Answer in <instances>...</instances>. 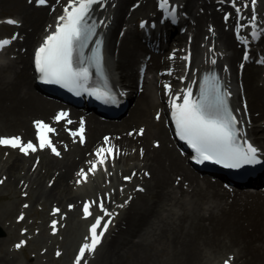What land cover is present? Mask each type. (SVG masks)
I'll list each match as a JSON object with an SVG mask.
<instances>
[{
	"label": "bare ground",
	"instance_id": "bare-ground-1",
	"mask_svg": "<svg viewBox=\"0 0 264 264\" xmlns=\"http://www.w3.org/2000/svg\"><path fill=\"white\" fill-rule=\"evenodd\" d=\"M135 1L104 0L103 6L96 5L93 7L103 22V29L107 30L109 34L114 29L115 42L118 37V34H115V28L121 27L120 30H122L129 26L131 18L140 16V14H145V18L150 13L156 12L155 5L158 0H145L128 17V12ZM193 1L191 0V5L188 6L195 17L191 14L188 22L193 18L195 20L193 24H184V27L188 25L189 33L186 32L180 37L181 39L182 37L185 38L184 43L186 44L180 53L182 73L177 90L182 93L184 89L192 86L195 71L215 60L230 79V84L237 98V105L242 113L246 139L257 145L260 151L262 148L264 150V138H262L264 134L255 139L253 135L257 134V129L249 128L247 126L249 120L247 121L244 116L248 109L252 123L264 119L262 100L264 84L259 83L264 78L259 73L260 67L250 65L246 69L242 84V80L238 76V67L245 62L242 58L245 50L242 53L237 41L238 34H234L232 30L228 29V25L238 26L244 20L234 17L233 14L231 16V5L225 1L216 3L200 0L199 4L197 3L199 5L197 13L195 11L197 5ZM0 2L13 5L18 14L23 17L24 24L17 26L20 31L26 32V28L32 27L31 31L26 32L29 43L35 42L40 38V33L49 27L50 29L48 28L49 30L44 32V38H46L58 22V17L64 14L57 13L60 10L59 4H54L55 11L51 12L48 10V6L35 5L28 0H0ZM68 3L69 0H67L64 8ZM226 14L229 16L227 21H225ZM109 28L112 29L109 31ZM128 28L120 53H123L125 59H128L131 64L137 61L138 55L144 51V47L138 41V31L130 30V28L135 29V27L129 26ZM190 34L192 43L186 42V38L188 39ZM129 40L135 42V47L126 53ZM112 44L113 42H108L109 47ZM113 48H116L115 43ZM183 52L191 55L190 61L184 60ZM109 54L116 84L123 93L129 95L130 92L125 90L123 86L127 87V84L132 87V84L136 83V78H133V74L125 73L127 69L124 68L120 60L115 61L114 52ZM19 57H22L23 67L21 70L13 69L9 73L0 75V123L7 128H21L20 135H26L28 140L33 134V115H38L42 119L55 120L54 117L64 110L37 94L34 90L33 84L35 85V82L31 74L32 61L30 64V61L22 54ZM8 67L11 66L5 68ZM158 67H161L160 62L156 64L155 59L149 70L152 72L154 68ZM160 81L158 80V83ZM153 83L156 86L155 80L151 82L145 78L144 86L137 94V106L132 116L124 123L109 125L96 120L97 118H86L85 121L88 125L85 126L87 132L84 135V143L80 142L79 137L77 140L76 138L72 139L71 135L65 132L63 134L61 127H58L54 141L57 149L66 143L71 152H65L62 159L55 158V155H50L45 159L47 174L53 173L54 183L52 186L45 184L44 179L47 174L43 173V168L39 169L32 164L30 167L27 166L26 157L21 153L8 160V163L2 167L0 162V179L5 177L2 173L7 174V180L11 182V185L16 188L20 187V189L27 183L35 200L38 201L47 203L49 200L57 199L61 200L60 203L68 200V203L78 204L77 201L83 194L94 198L95 206H99V202L103 200L100 197H103V203L106 204V207H112V204L120 200L122 190L114 188L113 183L111 184L108 179H105V175L98 176L92 183L83 184L82 187L75 189L71 188L68 181L74 173V166L84 161V151L100 144V139H104L106 135H109L111 144L117 148L120 135L125 140L129 139L128 160L133 156L130 147L136 148V156H140L141 150H143V157L140 156L143 162L137 163L133 167L137 170L136 180L145 183L147 192L151 187L149 185L150 180L154 181L155 187L151 188L147 194L133 191L137 193L135 203L122 208L117 229L110 234L111 237L105 244V250L99 259L92 264H200L209 261L210 255L214 254L212 258H217L220 254L224 255L228 248L234 249L231 250L233 251V258L230 259L231 264H264V193H231L228 188L213 183L206 177L201 179L198 178L199 176H195L190 171L186 159L174 151L172 140L165 128L166 125L162 120H156L153 117V109L159 113L162 112ZM246 102L247 107H245ZM67 113V118L72 121L71 125H79L80 119L83 117ZM141 128L144 129L143 135L138 134ZM248 129H251L252 132ZM124 144L127 146V141H124ZM259 144L260 146H258ZM76 155H80L79 161L76 159ZM141 171H148L149 176ZM109 178L112 179V177ZM73 179L74 176H72L70 184H73ZM186 181H189L188 186L192 187L191 191L185 190ZM180 182H182L181 187H178ZM15 191L17 192V189ZM151 198L154 199V207L158 208L159 214L165 217V221L162 220L156 226V238L154 240H142V238L133 240L126 252L127 254L125 253V255L113 260V253L124 242L123 238L126 237V234L135 235L137 231L149 225L143 216L138 218L137 214H143V205H147ZM137 200L138 204L136 205ZM16 207V201L6 206H0V213L2 212L0 222L2 223L1 220L4 215H10ZM97 210L100 211L99 208ZM157 218L159 222L160 216L157 215ZM178 218L186 222L187 225L181 227L174 225L173 223L181 224V221H176ZM66 220L69 229L72 231L67 235L70 241L75 242L78 239L86 238L88 233L87 219L79 215L77 208L69 211V218ZM90 223H93V219H90ZM159 239L172 242L170 243L171 250L166 251L160 248L156 243ZM207 249L209 250L205 254ZM76 256L77 254L73 252H67V258L75 259ZM217 262L219 261L215 263Z\"/></svg>",
	"mask_w": 264,
	"mask_h": 264
},
{
	"label": "snow or ice",
	"instance_id": "snow-or-ice-1",
	"mask_svg": "<svg viewBox=\"0 0 264 264\" xmlns=\"http://www.w3.org/2000/svg\"><path fill=\"white\" fill-rule=\"evenodd\" d=\"M104 0H69L68 5L64 8V14L58 17V22L55 25V30L49 34L35 53V68L39 73V79L48 84H59L76 95L81 92H87L95 96L97 99L105 103L116 102L114 93L101 88H90L88 86L92 73L90 67H95L98 72L104 74L103 56L101 54L102 40L95 41V48L90 57H85L84 49L88 47L93 36L96 35L97 25L90 22V15L93 6H103ZM37 3L43 5L46 0H37ZM233 7L236 8L238 14L241 13V7L236 6V0H232ZM257 0H251V3L245 2L242 7H251L252 15L249 20L251 25V37L259 39L264 36V28H259L257 25L258 16L256 14ZM160 7L173 20L176 17V6H170V0H161ZM229 16L225 15V21ZM9 24H17L15 19H9ZM100 23H103L102 21ZM144 27V24L141 25ZM248 27L246 24H238L236 32L239 36L241 29ZM11 39H0V50L11 44ZM242 42L247 45V37H240ZM170 58H174L170 57ZM189 56H185L184 60L188 61ZM243 59H249L247 51L244 53ZM264 63V60L259 61ZM212 64L216 61L212 60ZM243 67V64H241ZM171 74V69H169ZM165 89L171 91V85L166 84ZM231 93L226 89L222 90L220 78L215 74L206 75L203 77V82L200 84L199 95L194 96L191 86L183 90L182 93H177L171 102L172 118L175 121L177 135L181 140L194 150L195 155L192 159L197 163L204 161H213L216 164H222L226 168H241L244 165H254L260 163V150L253 143L243 137V128L239 125L242 121L237 118L233 110L229 106L228 98ZM182 101V102H178ZM68 117V113L61 111L55 117V121L60 122ZM159 119V115H157ZM71 124L70 119L67 120ZM36 128L37 143L31 140L25 142L20 136L0 137V146H9L18 148L21 152L27 155L30 151L35 152L37 149L50 148L51 151L59 156L60 152L53 143L50 134L55 133L56 129L49 123L43 120L34 121ZM84 121L81 120L79 129L70 131L74 137H79L81 143H84L85 137ZM139 135L144 134V129H140ZM132 135V133H129ZM119 154V150L110 143L109 137H104V145L96 151V161H90L91 168L89 172L94 173L99 166L105 165L109 157H114ZM143 154V150H141ZM81 175L84 180L87 179V173L81 170ZM135 175V173H133ZM147 175V173H146ZM130 176H126L125 180H130ZM3 183V181H0ZM79 183V181H78ZM143 191V189H139ZM91 203L85 202L83 212L85 217L91 215ZM27 207V205H25ZM71 208L72 205H69ZM99 207L105 212V216H111L104 209L103 200L99 202ZM59 208L53 209V214H58ZM23 214L18 217L22 220ZM103 217H96L95 222L91 224L89 233L86 237V242L79 248L75 258V264H87L85 260L86 252L93 253L100 245L102 238L111 224V219L103 222ZM58 221H52L53 233L57 231ZM102 225V227H101ZM98 229L99 232H98ZM26 241H20L16 244V248H20ZM58 256L59 252L56 253ZM224 264H230V259Z\"/></svg>",
	"mask_w": 264,
	"mask_h": 264
},
{
	"label": "rangeland",
	"instance_id": "rangeland-1",
	"mask_svg": "<svg viewBox=\"0 0 264 264\" xmlns=\"http://www.w3.org/2000/svg\"><path fill=\"white\" fill-rule=\"evenodd\" d=\"M28 1L32 4L37 3V0H28ZM48 1L50 3L53 2V0H48ZM137 1L139 0H136V2ZM175 1H177L180 5H182L183 9L185 8L184 10L186 9L188 10L189 8L188 5L190 4L191 0H189L188 3H187V0H175ZM226 1L229 3L232 2V0H226ZM208 2H216V0H212V1L208 0ZM236 2H243V0H236ZM51 4L49 6H51ZM157 5H158V2L155 5L156 12H157ZM198 7L199 5H197V8L195 10L196 13L199 10ZM52 9L48 8L49 11L53 12ZM256 9L258 11L257 15L259 14L260 17H264V0H259L258 7ZM135 10L136 9L132 10L131 12H128V17H130L132 15V12ZM144 15L145 14H140V16L131 18V22L129 23V26H133L135 27V29L130 28V30L132 31L137 30L136 26L138 24V20H140V18H144ZM150 15H152V13H150ZM8 16L17 17L21 25H23L25 22L23 17H21L18 14L17 9L13 5L3 4L0 2V18H6ZM230 26L231 24L228 25V29L231 30ZM128 27H125L124 32L120 35H119V31L121 27L115 28V34H118L116 42L113 36L114 29L111 28L112 31L110 32V34L108 33V37H109L108 42H113V44L110 47L108 46V49L111 50V52H113L114 43L116 44V48L114 50L115 51V56H114L115 61L120 60V62L124 65V68L127 69L125 73L128 72L129 74H133V78H136L138 80V73H137L136 66H135L136 61L130 64V61L128 59H125V57L123 56V53H120V49L124 41V36L126 35L129 29ZM48 28L49 27H47L44 31L40 33V38H38L35 42H30V43L27 41L26 32L31 31L32 27L26 28V32L20 31V40H18L17 44L14 45L11 49H9L5 53L6 60L3 64L0 65V75L9 73L13 69L21 70V68L23 67V64L21 62L22 57H19L20 54L26 57L30 61V64H31L32 48L36 43L39 42L42 35ZM13 30H14L13 27L4 26L2 29H0V36L12 34ZM184 42H185V38L182 39V44H184ZM186 42H187V38H186ZM262 46L264 47V41L261 43L260 47ZM134 47H135V42L129 40V47L126 53H128L131 50V48H134ZM180 49L181 51L183 50L182 48ZM9 65L11 66L10 68L9 67L5 68L6 66H9ZM116 66H118V63H116ZM166 68H168L167 64H165L161 69L160 68L156 69L157 72L154 74L152 72H155V71H152L151 74L155 76L157 75L158 71L166 69ZM259 73H262V68L259 69ZM31 74H32V70H31ZM259 83L261 85L264 84V79L259 81ZM33 86H34V90L36 91L34 84ZM132 86H133L132 88H136L138 84L135 83V84H132ZM153 86H155L154 83H153ZM160 93H161V89L157 81V85L155 88V94L161 97ZM262 100L264 103V96ZM160 101L163 102L162 98ZM162 107L164 108V103ZM152 113H153V117L157 119L158 114L156 113V110L153 109ZM162 114H161V118L164 121ZM36 117H38V115L37 116L33 115L32 116L33 120ZM33 120H32V124H34ZM251 125H252L251 127L257 129L258 136L264 134V120H261L260 122H257V123L255 122L254 124H251ZM60 127L63 130V134L65 132L71 135L70 132H68V130L71 128L70 125L61 124ZM73 130L75 131L76 127H74ZM34 132L35 130H33V140L35 138ZM12 134H21V128H16V129L7 128L5 125H2L0 123V137H7ZM23 136L25 139H27L26 135H23ZM71 138L72 139L76 138L78 140V137H72V135H71ZM124 141H127V146H125ZM25 142L27 141L25 140ZM128 145H129L128 138L127 140H125L123 137L120 138L118 141V146H117V149L119 150V154L117 155V157L115 158L109 157L106 164L102 165V167L98 169V171L92 174L88 171L91 168L90 161H92L93 154L96 153L97 151L96 148L98 149L100 145L98 146L95 145L96 147H92L84 151V157H83L85 158L84 161L81 164L75 165L73 168V172H74L72 175L74 176L73 184H70V180L72 179V176L70 177L68 181L71 188L75 189V188L82 187V185L85 183H89V182L92 183V181L96 177L105 175V179H108L109 183L111 184L113 183L112 186L114 188H119L122 190V195H121L120 200L112 204L113 205L112 207H114L115 210L118 209L116 210L118 214H119V210L121 211L124 206H128L130 204L135 203L134 201L136 199L133 200L131 198L133 197L132 189L133 187H135L136 182H134V180L125 182L123 179L124 178L123 174L125 175L131 174L132 173L131 170L135 166V164L142 162V160H141V157L136 156V152L134 155L135 157H132L128 160V153H127ZM61 149H62L61 154L59 156H54L55 158L62 159L64 158L63 156H65L64 155L65 152L67 153L71 152L69 145L66 143L62 145ZM134 149L135 148L130 147V152L133 153ZM174 151L179 155L177 150L174 149ZM18 153H19L18 150L5 149V148L0 147L1 167L4 164H7L8 160L15 158L18 155ZM50 155L53 156L49 151L30 152V154L26 155L25 161H26L27 166L29 165V167L31 166V164L33 166L39 165L38 168L39 169L43 168L44 170L43 173L47 174V168H46L44 161ZM79 156L80 155L75 156L78 161L80 158ZM81 170H84V172L87 173L86 180L83 179L81 175ZM2 175H4L5 177H1L0 179V181H3V183H0V206H6V205L11 204L13 201H16L17 207L11 212L10 215H4L1 220L2 223L0 222V264H75L74 258H71V259L70 257L67 258V252L70 251V253L73 252L75 254H78L79 248L81 247L83 243L86 242V240L78 239L79 241L78 240L75 242L70 241L67 238V235L71 233L72 231L69 229V224L67 220L65 221V219L69 218V211L74 210L75 208L78 209L79 215L83 216L82 215V205L84 204V202L86 200L93 201L95 199L92 198L91 196H85L82 194L80 199L77 201L78 204L68 203V200L63 203H60L61 200H57V199L49 200L47 203L43 201H38V200H35L33 192L29 188V186H27V183H25V185L21 187V189L20 187L16 188L13 185H11V182L9 180H7L8 179L7 174L2 173ZM109 177H112V179H110ZM44 180H45V184H49L50 186H52L54 183L53 173L47 174ZM187 182L189 181H186V183ZM181 184L182 182H180L178 187H181ZM149 185L151 186L149 190H151V188L155 187L154 181L150 180ZM15 189H17V192L15 191ZM146 190H147V186H146ZM185 190L191 191L192 187L185 189ZM148 192L146 191L143 194H147ZM95 198H97V196H95ZM100 198L104 200L103 197H100ZM153 202H154V199L151 198L147 205L146 204L143 205L144 212L142 215H140L139 213L138 214L136 213L138 218H141L143 216L144 219H146L149 222V225L145 226L142 230L137 231L135 235L126 234L127 238L124 236L123 238L124 242L113 253V260L118 258L121 255H125L129 247L132 245L133 240H138L141 238L142 240L143 239L154 240L156 238L155 237L156 226L162 220L165 221V217L159 214L158 208L154 207ZM56 204L57 206L58 205L60 206V212L58 214H53V209H54V206H56ZM137 204H138V200L136 201V205ZM25 205H27V207H25ZM69 205H72V208H70ZM95 210L92 211V215L87 218L88 233L86 237L90 236L89 229L92 224L90 223V219H93V223H94L97 214L101 212V211L99 212L97 211V207L95 208ZM21 214H23V217H24L22 220L18 219V217H20ZM121 214L115 218V222L119 220V218L121 217ZM157 215L160 216L159 222H158ZM1 216H2V212L0 213V217ZM53 220L58 221L57 231L55 233H53V228H52ZM176 221H181V219L178 218L176 219ZM173 224L177 226L180 225V227L187 225V223L184 221H181V224H176V223H173ZM115 230L116 228H113L110 234L115 232ZM110 234L108 235L107 239L100 246L97 247L95 252L93 253L86 252L85 260L87 264H92L94 261L99 259L103 250H105V244L107 243V240L111 237ZM20 241H26V243L23 244L20 248H16V244H18ZM156 243L160 246V248L166 251L171 250L170 243L172 242H169V240L167 241V240L159 239L156 241ZM208 250L209 249L205 250V254ZM231 250H234V249L228 248L225 251L224 255L220 254L217 258H212L214 254L210 255L211 259L209 261H206L200 264H216L215 263L216 261L221 262L224 257H225L224 260L228 259V256H230V254L233 253V251ZM57 252L60 253L59 256L56 254ZM81 264H84L83 260Z\"/></svg>",
	"mask_w": 264,
	"mask_h": 264
}]
</instances>
